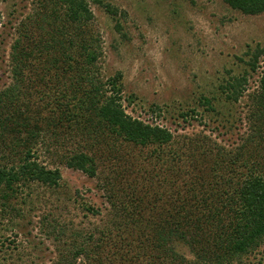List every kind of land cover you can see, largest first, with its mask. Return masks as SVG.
Instances as JSON below:
<instances>
[{"label": "rangeland", "instance_id": "1", "mask_svg": "<svg viewBox=\"0 0 264 264\" xmlns=\"http://www.w3.org/2000/svg\"><path fill=\"white\" fill-rule=\"evenodd\" d=\"M37 3L0 0V90L12 82L9 53L16 27L33 13ZM87 3L93 12L92 29L98 32L102 47L94 70L103 81L120 73L119 95L125 115L166 128L171 139L160 146L123 143L117 147L119 139L112 152L102 135L98 137L101 155L95 175L90 176L65 163L71 150L79 147L71 133L57 130L55 137L48 132L36 137L37 161L49 169L57 168L61 177L52 186L21 183L13 195L5 185L0 186V264H54L62 251L87 244L90 233L95 241L100 239L99 231H105L113 217L120 215L121 199L124 195L130 198V186L144 184L149 177L165 180L153 188L159 191L160 207L168 201L164 193L172 189L174 175L178 187L183 182L180 188L185 192L188 183L183 179L192 177L181 174V169L194 176L196 170L191 169L197 166L192 163L200 151L210 149L207 155L214 154L213 159L219 153L227 157L243 151L240 149L255 135L254 101L264 72V11L246 14L224 0ZM107 3L117 9L115 15L106 11ZM256 53L257 67L251 70ZM242 76L246 79L243 90L234 99L221 85ZM262 138L258 148L249 142L255 146L243 152L246 158L256 155V159L259 153L264 157V135ZM10 152L0 146V163H10ZM148 190L143 186L144 203L154 195ZM177 248L192 258L188 247ZM85 262L82 256L76 260V264ZM231 264H264V243Z\"/></svg>", "mask_w": 264, "mask_h": 264}, {"label": "trees", "instance_id": "2", "mask_svg": "<svg viewBox=\"0 0 264 264\" xmlns=\"http://www.w3.org/2000/svg\"><path fill=\"white\" fill-rule=\"evenodd\" d=\"M224 1L246 14L264 11V0ZM104 6L111 15L117 13L110 4ZM32 12L16 27L9 53L12 82L0 90V146L11 150L10 163H0V186L13 195L21 183L58 184L60 171L45 167L35 156L38 141L34 140L45 132L55 137L58 130L76 137L79 147L71 150L65 163L90 176L95 175L101 155L98 137L102 135L112 152L119 139L117 147L123 143L160 146L171 139L166 128L125 115L120 73L103 81L94 70L102 47L98 32L92 29L93 12L87 0H38ZM257 57L256 53L251 70L257 67ZM245 80L242 76L226 81L221 88L236 99ZM254 103L255 135L243 151L227 157L219 153L215 159L214 154L207 155L210 149L200 151L192 163L197 166L191 169L196 170L194 176L181 169V174L192 177L183 179L188 183L185 192L183 182L178 187L174 175L172 189L164 193L168 201L160 207L159 191L153 188L165 180L149 177L144 184L130 186V198L121 199L120 215L99 231L100 239L95 241L90 233L87 244L62 251L54 264H76L79 256L86 261L81 264H231L264 243V157L243 155L248 147L263 143L264 72ZM146 185L154 195L144 203L146 195L141 192ZM210 227L214 229L206 231ZM177 246L188 247L192 258Z\"/></svg>", "mask_w": 264, "mask_h": 264}]
</instances>
